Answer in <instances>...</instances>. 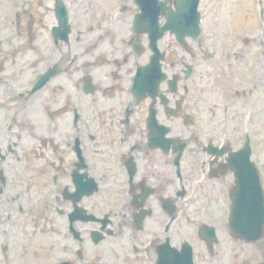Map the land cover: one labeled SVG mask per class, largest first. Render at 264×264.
I'll return each mask as SVG.
<instances>
[{"label":"flooded vegetation","instance_id":"obj_1","mask_svg":"<svg viewBox=\"0 0 264 264\" xmlns=\"http://www.w3.org/2000/svg\"><path fill=\"white\" fill-rule=\"evenodd\" d=\"M254 1L257 6L261 2ZM78 2L93 14L77 17L80 28L89 25L88 33L72 46L79 51L71 63L67 45L55 49L62 57L53 58L48 43L46 57L36 68L50 61L49 66H59V74L41 90L27 96L24 85L16 92L9 83L22 84L28 75L0 67V151L5 155L0 170L6 186L14 196H44V206L56 213L51 227L59 223V252L68 264H157L159 248L168 242L169 248L180 250L182 238L193 248L194 264L208 255L213 259L204 264L217 263L226 245L229 212L217 203L229 194L233 176L222 163L225 155L239 149L236 143L243 135L230 120L237 116L241 121L247 115L249 132L258 133L250 129L258 127L256 104L252 102L256 108L250 109L241 102L256 89L252 55L258 48L255 41L264 46V24L259 23L264 16L255 13L256 22L245 33L252 25L246 22L252 10L243 9V0H200L204 35L187 39L183 49L166 33L155 42L159 54H154L144 29L148 19L133 26L142 0ZM151 19L160 26L165 21L161 16ZM138 69L142 73L133 86ZM159 69L166 75L161 82ZM87 75L91 95L84 93ZM208 89L224 94V113L205 108ZM75 92L80 96L74 97ZM85 97L90 98L88 110ZM227 123L230 141L222 129ZM163 125L169 138L187 142L178 173L176 153L172 147L165 153ZM75 137L84 158L79 169L71 151ZM209 150L226 153L214 158ZM90 180L106 186L109 195L101 196L99 187L90 196H74L75 184ZM47 198H53L54 206ZM204 226L216 233L213 248L206 244L211 237L202 231ZM96 232L102 235L98 243ZM167 263L161 259V264Z\"/></svg>","mask_w":264,"mask_h":264},{"label":"rangeland","instance_id":"obj_2","mask_svg":"<svg viewBox=\"0 0 264 264\" xmlns=\"http://www.w3.org/2000/svg\"><path fill=\"white\" fill-rule=\"evenodd\" d=\"M53 3L54 0H0V39L2 40V38H4L5 43H8L5 45V47L1 48L2 51L0 53V60H2V62L7 65L8 68L10 67V70L16 75H18L17 73L19 72L20 74H26L29 71L30 73H32V71H36L37 63L40 62L41 56L46 53V45L49 43L48 27L51 23H53ZM252 3L253 1L251 0L244 1L245 6L243 9L246 7L248 9L250 7L252 10V13L247 15L248 18L246 21L247 25L251 23L252 25L245 29V33L251 32L250 29L253 28L254 23L256 22L255 13L258 11L255 9L256 5H254L252 8ZM90 16L91 14H84L83 18ZM123 20L124 19H121L120 22H123ZM74 22L76 27L77 19H74ZM28 25L31 26L30 33L32 37L37 39V41H35V48L38 52L34 54L30 52L33 50H25L23 47H21V43L18 42L17 39L12 41L9 37H6V35L11 32H21L23 35L21 37L25 39L27 37L26 27ZM74 36L75 31H73L70 39L73 45L77 43L76 40H74ZM91 38L92 33L88 35V40L90 41ZM49 46L50 48H54L52 44H49ZM62 48L64 49L65 47ZM242 48H244V45ZM78 51V46H76L75 49L74 47L71 48L67 59L69 63H71L73 56L77 55ZM57 56L62 57V54L55 52L53 58H57ZM13 60H16L18 66L13 65L14 62H11ZM47 63L49 64V62ZM78 63L79 62H74L73 65H77ZM243 68L245 67L243 66ZM72 81L69 82L72 83ZM25 83L26 82L24 81L23 84H19L22 86ZM220 91L221 90H214L212 92L211 96L214 97L216 95V101H219L220 99ZM227 92L228 91L226 90V93ZM78 94V92H75L74 97H79L80 94ZM87 104H90L89 97L84 98V105L86 109ZM255 104L258 109V119L260 121L262 118H264L263 97L259 96V98L256 99ZM179 130L182 131V128L179 127ZM259 134L260 135L256 139V144L253 146V160H257L259 166L261 167V176L264 189V135L262 134L261 127ZM240 140L242 142V139ZM238 144L239 141L237 142V145ZM4 197H6V200H8V198L13 196ZM37 197L38 196H26L25 200L20 199L21 202L24 203L23 211H19L18 209L19 201L13 204V209H10L8 206L1 208V202L0 264H54L55 261L63 258L58 252V245L60 243L59 223L57 222L55 230L49 226L48 222L51 218L53 221L57 220H54L53 215L52 217L48 216L50 214V208L41 211L40 206L34 207L38 202ZM217 204L219 205L218 207L223 208L224 202L219 201ZM10 213H12L11 218ZM52 231H54V233ZM224 240L226 241V238ZM228 242L229 240L226 241L227 244L222 248V250H225L222 252L224 253L227 251V254L218 264H262L264 257V236L261 240L252 245L244 243L242 245H233L231 242ZM3 245L8 246L6 255H3L1 252V247ZM231 250L236 252L235 256L233 253H231ZM205 258L208 260L209 258L213 259L210 255ZM206 259L203 260L201 258L199 263L204 264Z\"/></svg>","mask_w":264,"mask_h":264},{"label":"water","instance_id":"obj_3","mask_svg":"<svg viewBox=\"0 0 264 264\" xmlns=\"http://www.w3.org/2000/svg\"><path fill=\"white\" fill-rule=\"evenodd\" d=\"M197 2L198 0H179L176 12L171 13L164 29H171L179 38L190 33L191 27L197 28ZM228 163L235 171L236 178V186L232 192L230 231L242 239L255 241L261 237L264 228V203L258 177L250 175L252 165L248 147L230 157Z\"/></svg>","mask_w":264,"mask_h":264}]
</instances>
